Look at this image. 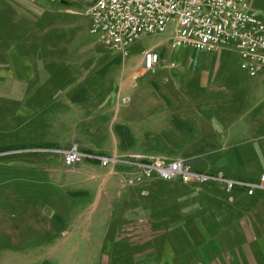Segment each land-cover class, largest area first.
<instances>
[{"label": "crops", "instance_id": "0c3cea01", "mask_svg": "<svg viewBox=\"0 0 264 264\" xmlns=\"http://www.w3.org/2000/svg\"><path fill=\"white\" fill-rule=\"evenodd\" d=\"M51 1L66 6L69 1L78 0ZM16 2L14 12L20 13L18 6L22 5L19 0ZM12 3L3 6L10 8ZM249 3L256 13L264 10V0H249ZM65 6L62 12H76ZM98 44L100 48L104 47L99 40ZM20 45L21 41L15 40L5 54L17 78L29 74L21 69L22 59L20 62L15 60L14 55ZM145 49H154L160 54V65L153 71L144 69L142 51ZM226 49L220 48L214 52L188 46L172 48L169 41L164 39V42L146 48H136L139 54L133 69L127 63L118 73L89 72L81 79L107 82L91 88L78 86L68 94L79 117L76 122L80 126V135L73 139L74 142L85 151L119 155L137 150L139 143H145L146 136L151 138L152 134H158L163 145L190 144V148L194 147L191 152L203 157L211 171L255 181L264 173V90L261 87L264 72H260L263 69L260 68L255 75L245 73L235 77L225 71L228 76L221 74V78H216L221 73L223 62L215 61L214 57H221ZM114 60L119 62L118 59ZM106 61L110 69L113 61ZM15 62L20 71L15 67ZM170 62L174 66L170 67ZM211 69L214 72L208 73ZM195 70L200 71L201 76L205 74L203 77L207 83L222 79L219 84L222 89L211 86L198 94L194 90L195 84L192 85L194 79H190L191 75L186 73ZM138 75L146 76L148 80L140 83L136 81ZM166 75L170 76V82L158 80ZM114 76L119 77L120 85L112 90L109 86L112 83L108 84V81L113 80ZM182 80H185L183 89L187 91L185 99L182 91L174 88ZM156 84L158 88L153 86ZM60 95L51 91L47 98L55 102L54 97ZM187 102L188 105H184ZM72 106L61 98L60 105L55 106L51 119L47 121V127H51L50 121L58 120L66 111L75 117ZM74 117L72 119L76 120ZM145 127L153 130L146 132ZM84 162L88 164L87 167L78 171L72 169L68 173L80 177L84 183L75 184L76 189L72 191L66 188L59 190L60 185L51 187L56 192L52 196L54 202L67 201L71 209L85 214L82 223L86 226L79 236L85 249L78 250H83L87 258L93 256L94 261L86 262L82 255L77 256L80 258L78 264H264V193L248 195L241 188L226 191L222 185L217 189L189 185L186 191L191 193L190 199L192 192L196 197L189 201L192 210H182L173 201L172 207L180 206L181 212L185 213L170 221L165 218V211L171 207L168 208L160 200L164 195H159L156 206L149 205L152 200L145 201V194L155 189L164 193L165 185H154L151 189L150 184L145 183L124 185L111 174L110 167L102 166L97 161ZM182 186L176 185L177 188ZM74 193L81 196L75 198ZM91 218L96 220V226L91 223ZM103 223L108 225L104 227V232ZM168 223L175 225L173 230ZM161 226V233L145 234L148 230H160ZM108 234L109 242L102 243L103 235ZM66 248L62 246L61 249ZM50 249L54 250L55 247L51 246ZM50 249H47L46 255H51ZM66 255L69 257L70 253Z\"/></svg>", "mask_w": 264, "mask_h": 264}, {"label": "rangeland", "instance_id": "374dc122", "mask_svg": "<svg viewBox=\"0 0 264 264\" xmlns=\"http://www.w3.org/2000/svg\"><path fill=\"white\" fill-rule=\"evenodd\" d=\"M94 1H69L65 6L57 2L53 3L51 0H19L23 6L17 5L20 15V13L14 12L13 7L17 3L16 0H13V3L11 0H0V264H78L80 258L77 256L82 257V255L86 262L92 263L94 261L93 256L87 258L83 250H78L85 249L84 242L79 239L83 227L86 226L82 223L85 218L84 212L71 209L67 201L54 202L52 196L56 192L51 187L60 185L59 190L66 188L72 191L76 189L75 184L84 183L80 177L68 174L72 169L78 171L88 165L84 160H81L70 167L66 166L64 151L71 146L101 156H111V154L85 151L82 150L80 144L74 142L73 139L80 135V126L76 122L79 117L78 112L74 111L70 103L68 94L72 89H77L78 86L91 88L95 85L99 86V83L107 82V80H82L81 78L89 72L117 71L116 73H118L119 69L127 63L133 69L139 54L136 48H146L157 42H164V39L170 40L168 34L142 36L130 48L129 56L123 63V59L113 51L107 50L106 47L100 48L97 38L89 32V17L82 13V9ZM6 3L13 5L8 8L6 5L3 6ZM64 6L67 7L66 9L76 12H62ZM25 8L29 9L31 14ZM257 12L264 18V10ZM15 40L21 41V45L17 47V53L14 55L15 60L18 59L20 62L22 59L21 69L24 72H29V74H23L21 78H17V74L14 76L15 73L11 70L12 66L9 65L5 56L9 50L8 46ZM107 59L110 62L113 61L110 69ZM114 59H118L119 62ZM239 59L236 52L231 49L224 50L221 57L215 55V61L221 60L223 62V66L220 68L221 73L216 78H221V74L228 76L227 72L235 77L246 75V72L239 66ZM14 65L19 69L16 62ZM261 68L263 69L259 68L260 72H264V67ZM213 69L215 70V67ZM213 69L208 70V73H213ZM225 71L227 72L225 73ZM186 73L191 75L190 79H194L192 85L195 84L194 90L198 91V94L205 92L206 89L209 90L211 86H215V89H222V86H219L222 79L207 83L203 77L205 74L201 76L200 71H187ZM114 77L117 78L108 81V84L112 83L109 85L112 90L120 85L119 77ZM168 78L170 76L166 75L165 78L162 77L158 80L170 82ZM230 78L232 77L230 76ZM144 80H148V78L139 75L136 78V81H140V83ZM184 81L182 80L174 86L175 89L182 91L183 99H185L187 92L183 89L185 88ZM153 86L158 88L157 84ZM188 87L189 84L186 89ZM261 87L264 90V83ZM191 90L195 93L192 87ZM51 91L61 94L54 97L55 102L49 101L50 98H47V94H50ZM198 97L200 98L202 95ZM61 98L62 101L64 99V103L72 106L71 110L75 112V117L72 116L71 112L66 111L59 116L58 120L50 121L51 127L48 128L47 121L51 119L55 106L60 105ZM51 104L53 105L51 106ZM184 105H188V102ZM73 117L76 120L72 119ZM149 129L153 130L145 127L146 132ZM152 135L151 138L146 136L145 143H139L137 150L127 151L124 154L140 155L144 162L145 159L148 160L153 156L165 160L180 157L196 171L239 179L209 170L205 159L191 152L194 147L190 148V144L171 145L164 143L163 145L158 139V134ZM262 138H264V129L262 130ZM115 168L126 170L123 165H116ZM111 174L117 177L121 184L126 185L125 182H121L118 174ZM141 183L150 184V189L154 185H165L164 193L155 189L149 194H145L147 196L145 201L152 200L149 205L156 206L159 195H164L165 197H160V200H163L168 208L171 207L165 211V218L170 221L185 213L181 212L180 209L192 210L189 207V201H192L195 195L192 192V199H190L189 194L191 193L186 191L188 189L186 187L189 185L199 188L211 186L215 189L223 186L217 181H206L201 184L183 183L177 178L164 180L156 175L155 178H145ZM176 185L183 186L177 188ZM191 189L193 190V188ZM74 194L75 198L81 196L79 193ZM173 201L181 206H179L180 209L179 207H172ZM145 215L147 214L145 213ZM91 220V223L96 226V220L93 218ZM104 224H102L103 232L107 225ZM168 224L173 230L175 225ZM90 226L92 227L93 224ZM157 230H148L145 231V234L161 233L163 227L159 231ZM114 235L119 236V234ZM109 240V234L103 235L102 243L107 244ZM86 242L85 239V244ZM51 246H54L55 249H50ZM62 246L68 248L63 250L61 249ZM48 248L51 255H46ZM67 252L70 253L69 257L66 255Z\"/></svg>", "mask_w": 264, "mask_h": 264}, {"label": "built area", "instance_id": "2783aa9c", "mask_svg": "<svg viewBox=\"0 0 264 264\" xmlns=\"http://www.w3.org/2000/svg\"><path fill=\"white\" fill-rule=\"evenodd\" d=\"M82 13L89 17L90 34L123 60L142 36L168 34L172 48L188 46L203 51L228 48L237 52L241 69L249 75L264 67V18L250 8L248 0H95ZM142 55L146 71L160 65L158 51L145 49ZM64 156L69 167L81 160H96L110 167V172L118 174L126 185L156 175L164 180L177 178L183 183L217 181L227 191L241 188L247 194L264 193V173L255 181L230 179L196 171L180 157L165 160L153 156L144 162L137 154L101 156L76 146L65 150ZM116 165H123L126 170H118Z\"/></svg>", "mask_w": 264, "mask_h": 264}]
</instances>
